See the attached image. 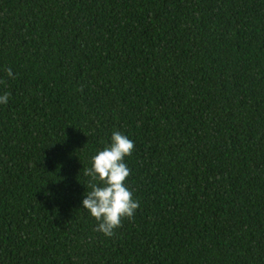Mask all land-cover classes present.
<instances>
[{"label":"trees","instance_id":"16d2710c","mask_svg":"<svg viewBox=\"0 0 264 264\" xmlns=\"http://www.w3.org/2000/svg\"><path fill=\"white\" fill-rule=\"evenodd\" d=\"M5 92L0 264H264V0H0ZM113 131L109 237L81 201Z\"/></svg>","mask_w":264,"mask_h":264},{"label":"clouds","instance_id":"9594fccd","mask_svg":"<svg viewBox=\"0 0 264 264\" xmlns=\"http://www.w3.org/2000/svg\"><path fill=\"white\" fill-rule=\"evenodd\" d=\"M13 77L11 69H5ZM14 78V77H13ZM9 94H0V105L7 104ZM134 148V142L124 133L113 131L110 141L91 157V166L84 169L89 177L88 188L81 204L97 221L94 229L105 236H112L124 217H133L139 201L133 198L132 190L126 184L130 170L125 162Z\"/></svg>","mask_w":264,"mask_h":264}]
</instances>
